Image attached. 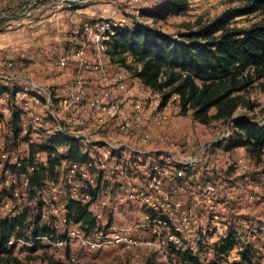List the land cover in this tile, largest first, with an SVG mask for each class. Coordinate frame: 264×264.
Returning a JSON list of instances; mask_svg holds the SVG:
<instances>
[{
    "label": "rangeland",
    "instance_id": "1",
    "mask_svg": "<svg viewBox=\"0 0 264 264\" xmlns=\"http://www.w3.org/2000/svg\"><path fill=\"white\" fill-rule=\"evenodd\" d=\"M32 1L34 0L0 3V13L9 8L18 9ZM163 1L165 0H118L102 3L111 9L106 12L104 20L120 23L125 19L130 25H134L135 22L145 23L177 39L183 33L208 27L220 19H228V26L231 28H248L264 22V8L253 10L248 0H190L189 9L185 13L171 15L166 20H156L142 14L144 11H151ZM39 3L36 8L18 19L0 20V29L34 15L47 4L60 8L55 0H43ZM75 8L77 7L69 9ZM88 25L95 26L94 22H86L67 31V38L72 39L68 40L69 51H72L65 57L69 56L68 61L73 64V57L77 58L74 55L78 49L84 47V57L90 62V66L81 68L80 76H83L85 82L84 70L94 71L100 76L107 70L113 69H115L114 73L118 71L124 74L123 80L118 83L98 85V93L103 96L112 91L113 100L111 101L112 97L107 99L109 103L102 99L100 107L99 105L91 107L89 99L95 90H91L86 82L88 89L82 103L68 104L72 95L64 98L63 103L60 102L61 98H55L50 86L35 82L36 85L52 91L54 98L48 103L42 95L39 102L42 104L40 110L36 109L30 120L25 122L24 119L23 126L27 131L43 129L47 132L46 135L51 133L49 132L51 128L53 131H59L57 122L59 120L68 133L77 132L95 141L89 144L81 139L84 150H89L91 153L86 159L91 164L88 169L91 175L98 178L100 187L96 199L92 201V208L96 212L100 228L103 230L101 231L132 236L141 239L142 242L93 249L74 238L64 245L43 242L42 246L33 252L30 250L33 245L12 239L7 251L0 249V259L9 258L11 264H50L52 260H61L67 264L71 262L149 264L151 261L171 264V257L176 260V256L172 254L168 244L170 237L177 234L175 227L183 229L177 235L183 242L180 246L184 247L194 246L197 243L195 237L197 235L206 238L210 243H215L234 229L241 244L255 240L257 252L264 259V155L258 161L251 157L245 148L227 150L221 143L224 137L231 135L226 125L220 121L209 125L202 124L195 119L193 110L183 112L178 96H173L166 105H163L162 94L142 85L133 75V71L127 67V65L133 68L141 67L131 55L125 56L126 64H124L118 59L112 61L107 54L105 67L94 69L98 57L94 60L91 58V54L98 52L94 36L102 34L96 29L87 30ZM82 33L85 35L83 38H81ZM114 73L112 75H115ZM263 81L264 79H256L246 89L233 94L240 96L236 117L246 115L264 124V90L261 87ZM28 85L29 90H34L30 83ZM135 86L138 88L134 89ZM34 91L38 92L36 89ZM75 91L76 86L72 93ZM136 102L141 104L142 112L134 111ZM150 102L152 104L157 102L158 105L150 106ZM113 103L119 106V109L132 112L135 126L141 123L138 134L135 129L128 132L119 129L118 120L112 116L113 111L110 109ZM12 105L17 106L16 103ZM215 110L213 108L210 113H215ZM51 111L55 113L56 118ZM26 114L27 111L24 113V118ZM145 115L150 116L149 119L144 118ZM43 124L46 128L40 126ZM0 129V135L5 136L0 140V217H4L26 205L34 206L35 202L28 198L27 177L24 180L15 179L9 173H4L3 169L4 161H7L11 154L17 157L25 153L28 145L26 142H22L19 147L8 144L7 130L3 126ZM39 140L41 136L33 132L31 141L36 143ZM103 140L109 141L110 145L102 142ZM114 145L124 146L120 151H114L112 148ZM66 149V145L60 147L63 161L60 166L59 183L50 181L41 191V196L46 201L43 221H48L55 227L56 239L52 240L54 242L64 240L65 238L62 237L64 235L67 237L69 231L75 229L82 231L80 224L67 221L66 203L71 196L73 186L81 184L89 187L78 171L71 172L72 164L63 158ZM132 153L136 154L132 155ZM38 157L48 165L46 153L39 154ZM121 158L123 161L118 165ZM155 166L164 168H162L164 182L159 187L155 184L150 190L148 185H151L152 181L148 178L147 182L143 176H148V168L153 169ZM177 170L182 174L176 179L177 183L172 184L168 177H172ZM145 186L150 191L151 205L168 202L173 205L174 219L166 220L165 224V214L149 208L151 206L147 204L145 198L148 196L143 193ZM208 186H213L215 190L208 189ZM5 188L9 193L13 190L14 199L3 195L2 191ZM186 213L192 214L189 225L184 220ZM93 233L94 231L87 235L93 236ZM96 237L94 240L97 239ZM238 250L236 248L228 256L229 264H235L240 260ZM0 264H2L1 260Z\"/></svg>",
    "mask_w": 264,
    "mask_h": 264
},
{
    "label": "trees",
    "instance_id": "2",
    "mask_svg": "<svg viewBox=\"0 0 264 264\" xmlns=\"http://www.w3.org/2000/svg\"><path fill=\"white\" fill-rule=\"evenodd\" d=\"M248 1L253 10L264 8V0ZM189 6L190 0H165L142 14L156 20H166L171 15L185 13ZM228 23V19H220L208 27L183 33L179 39L145 23H125L107 33L106 53L112 61L118 59L124 64L127 54L134 57L141 67H127L142 85L162 94L163 105L173 96H178L183 112L193 110L195 119L202 124L220 121L226 125L231 135L224 137L221 143L227 150L245 148L251 157L259 161L264 155V124L246 115L236 117L240 96L233 94L246 89L256 79H264V22L248 28H231ZM261 87L264 90V81ZM12 90L10 86L0 84V95ZM15 96L16 93L13 100ZM213 108L216 109L215 113H210ZM10 111L13 132L10 143L19 147L26 142L28 148L27 152L17 156L16 161L12 160V154L4 161V173L16 174L19 180L29 178L28 198L35 205H26L0 217V249L7 251L12 239H25L34 242L30 250L35 252L42 246L39 237L56 239L55 227L43 221L46 201L41 191L48 182L60 181L63 161L60 147L67 146L63 158L70 164L88 162L86 159L91 153L84 150L81 139L71 138L56 130L46 135L43 129H30L25 133L23 109L11 105ZM33 132L41 136L36 143L31 141ZM42 153H46L48 165L39 159L38 155ZM4 191L3 195L15 198L13 190L12 193L6 188ZM81 191L89 192L91 201L86 203L70 196L66 203V218L69 223L80 224L86 234H91L100 227L98 218L91 210V203L96 199L100 187L84 186ZM256 245L255 240L241 244L234 229L215 243L202 237L197 249L175 242L168 244L176 256V260L171 257V264H229L228 256L236 248L239 249L240 260L235 264H264ZM211 254L213 259H210ZM0 260L2 264H11L9 258ZM50 264L67 263L52 260ZM149 264L165 263L151 261Z\"/></svg>",
    "mask_w": 264,
    "mask_h": 264
},
{
    "label": "crops",
    "instance_id": "3",
    "mask_svg": "<svg viewBox=\"0 0 264 264\" xmlns=\"http://www.w3.org/2000/svg\"><path fill=\"white\" fill-rule=\"evenodd\" d=\"M16 1L0 0V3L10 4L16 3ZM102 3L106 2L75 9H61L53 4H47L34 15L0 29V73L13 78L12 82L1 80L0 84L10 86L16 93L11 103L0 99V128L3 126L7 130L8 139L6 138V142L8 144L13 141L10 106L16 103L24 112L27 111L28 114L23 118L26 122L37 110H40L42 105L39 102L40 98L44 96L28 89V84L31 81L50 86L55 93V98H61L60 102L63 103L64 98L73 94L72 91H74L77 79L83 78L82 75L80 76L83 67L78 57H73V64H70L69 61H67L68 65L61 63L63 57L72 51H69L68 43V40L72 39L67 38V33L79 24L86 22L97 24V22L103 21L106 18V12L111 11V9ZM114 12L116 13V10ZM81 36L83 38L85 35L82 33ZM97 56L98 53L96 52L91 54L93 60ZM114 72L115 69L107 70L104 75L100 76L94 71H83L86 82L95 92L98 85L107 86L105 84L111 82ZM137 88V86L134 87V89ZM45 124L40 126L46 128L47 124ZM51 129L49 132L52 133L53 130ZM4 137L0 135V140H3ZM213 258L214 256L211 255L210 259Z\"/></svg>",
    "mask_w": 264,
    "mask_h": 264
},
{
    "label": "built area",
    "instance_id": "4",
    "mask_svg": "<svg viewBox=\"0 0 264 264\" xmlns=\"http://www.w3.org/2000/svg\"><path fill=\"white\" fill-rule=\"evenodd\" d=\"M39 1H43V0H34L30 3H26L23 4L21 7H19L18 9L16 8H9L6 9L5 11H3L2 13H0V20H9V21H13L15 19L20 18L23 15H26L28 12H30L31 10H33L34 8H36L40 3ZM57 5L60 8H80V7H86L89 5H92L94 3H99V2H112V1H118V0H55ZM126 23L125 19H122V21H120V23H111L108 21H101L97 24L94 25H88L87 26V30L93 31L94 29L99 30L101 32L102 35L100 34H96L94 36V42L97 46V50H98V57L95 60V67H93L94 69H103L105 67V63L107 61H105V59L107 58V45L105 44L106 39H108L109 37L107 36L108 32H113V29L115 27H118L119 25H123ZM85 54V49L84 47H82L81 49H78V51L76 52V54L74 55L75 57L77 56L78 59H80V63L82 65V67H88V65L90 66V62L87 58L84 57ZM68 58H70L69 56L65 57L62 59V64L65 65L68 61ZM115 75H113L111 77V82L113 83H118V81L123 80L124 78V74L120 73V72H116L114 73ZM0 79L2 81H6V82H12L13 78L10 77L9 75H5L0 73ZM30 86L35 90L38 91L39 94L45 96V98L47 99L48 103H51V101H53L54 95L52 93V91H49L48 89L42 88L39 85H36L35 82H30ZM88 89V87L86 86V82L83 81L82 77H79L76 81V91L72 94L71 99L69 100L68 104L71 103H82V100L85 98V92ZM113 89V88H112ZM44 93V94H43ZM14 91H10V92H6L2 95H0V99H3L4 101L11 103L13 100V96H14ZM113 92L110 91L108 94H105L103 96L100 95V93H98V91L95 92V94H93V96L89 99V102L92 106H98L100 107V101L102 99L108 101L107 99H111V101L113 100ZM109 102V101H108ZM110 103V102H109ZM155 104L158 105L157 102H154ZM150 106H156L155 104H152L151 102L149 103ZM126 108V107H125ZM110 109L113 111L112 116L116 117L118 120V126L120 127L119 129H121L122 131L128 132V131H134V129L136 130L137 134L138 131L141 130V123L137 124V126L134 125V117L132 116V112H130V110H126V109H119V106L115 105V103L111 104ZM134 111L135 112H142L143 108L141 106V104L139 102H136V104L134 105ZM52 112V111H51ZM51 114H53V116L56 115L54 112H52ZM150 117V116H149ZM148 115H145L144 118L149 119ZM38 118V117H36ZM57 120V119H56ZM99 120L101 122H104V120L102 118H99ZM145 120V119H144ZM58 122V127H59V132L63 135L69 136L71 138H76V139H83L85 141H87L89 144H93L95 143V141L91 140L89 137H86L80 133L77 134V132H72V133H68V131L65 130V128L62 126V124L59 122V120H57ZM25 128V127H24ZM27 132V129L25 128V133ZM102 142L109 144V141H105L103 140ZM110 145V144H109ZM122 146L124 145H114L113 150L114 151H120L122 149ZM136 154V153H134ZM132 153V155H134ZM131 155V156H132ZM134 157V156H133ZM14 161L17 160V157H13ZM101 159V158H100ZM103 161V160H102ZM122 158L120 159V161L118 162L120 165V163L122 162ZM147 164H145V167ZM91 166V164L89 162H81V163H74L72 164V169L71 172L76 173L77 171L79 172V174L81 175L82 179H84L86 181V183L92 187H97L98 186V178L94 175H91L92 173H90V170L88 169V167ZM118 168V167H117ZM163 167H158L155 166V168H148L149 170L147 172H149L148 176H143L144 180H148V178L152 181L151 185H148L149 189L151 190L152 187H154V185L156 184V187H159V185L162 184V182H164L162 175H163ZM12 177H14L15 179H17V175L16 174H11L9 173ZM182 173L180 171H176L174 173V175L172 177H168V180L170 181V183L174 184L176 182V179L178 178V176H180ZM26 179V178H25ZM143 180V181H144ZM27 182H29V179H26ZM148 182V181H147ZM177 183V182H176ZM50 184V183H49ZM176 185V184H175ZM181 185L178 186V188H180ZM84 188L83 185H75L72 187V191L70 192L71 197L72 198H77V199H81L84 202H90L92 197L91 194L89 192H82L81 189ZM208 189H214L213 186H208ZM148 188H143V193L146 194L145 197L146 198V202L147 204H150L151 207H149L150 209L156 210L158 212H162L165 214L167 221H170L172 219H174L175 216V209L173 208V205H171L170 202L168 203H153L151 205V201H150V191ZM153 191V190H152ZM155 191V189H154ZM211 192V191H209ZM92 203H91V210L92 212L96 215V212L94 211V209L92 208ZM97 216V215H96ZM191 213H186V215L184 216V220L186 221V224L189 225V223L191 222ZM217 217V216H216ZM161 222V221H160ZM163 223V222H162ZM166 224V220L164 222ZM187 227V226H186ZM81 228V227H80ZM102 229L99 227L98 229H96L94 231V233L92 234L93 236H89L87 235L85 232H83V230H73L72 232L69 231V233L67 234V237H65L64 240L59 241V242H54L52 241V239H50L49 236H42L39 237L38 240H40L42 243H54L57 245H64L66 243L71 242V240H73L74 238H77L79 241H81L84 245L92 247L93 249H101L104 247H109L112 245H121V244H138L140 242H142L141 239H136L132 236H125V235H120V234H110V233H104L101 231ZM175 230L177 233L182 232V228L181 227H175ZM96 235H99L98 237H96ZM94 237H96L97 239L94 240ZM196 237V244L194 246H191L192 249H195L198 245V241L202 238L201 235H197ZM170 242H175L176 244L182 245L183 242L181 241L180 237H178V235H174L170 237ZM18 242L26 244V245H34L33 241H27L25 239H18ZM186 247V246H185Z\"/></svg>",
    "mask_w": 264,
    "mask_h": 264
}]
</instances>
